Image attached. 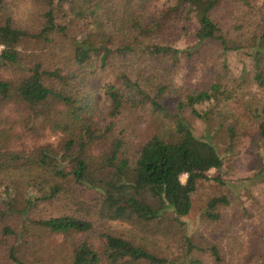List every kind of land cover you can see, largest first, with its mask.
<instances>
[{
	"label": "trees",
	"instance_id": "obj_1",
	"mask_svg": "<svg viewBox=\"0 0 264 264\" xmlns=\"http://www.w3.org/2000/svg\"><path fill=\"white\" fill-rule=\"evenodd\" d=\"M40 1L45 9L40 14V28L34 34L35 37L47 40L46 43H53V38H65L66 18L84 13L88 14L86 32L82 37L72 39V55L63 40L51 48L50 53L54 57H48L50 60H57L61 53L65 56L62 60L70 62V67L64 74L59 73L60 69L57 68L42 70L38 69L39 65H34L30 72L22 69L15 77H0V171L29 170L33 173L30 183L37 191H42L46 184L52 182L51 196L57 191V180L70 176L74 182L84 184L100 194L94 213L100 222L118 220L131 226H139L168 212L174 221L181 223L180 217L189 211L190 194L195 190L196 182L210 179L207 172L219 169L222 165L221 157L209 141L211 131L221 128L229 138L236 135L238 119L230 111L221 112L219 108V104L227 100L232 91L221 89L220 82L216 81L206 88L186 93L176 101L173 116L166 121L170 122V126H166V122L157 125V134H151L135 149L124 144L119 131L107 149H99L93 153L91 149L102 138L105 141L109 128L104 131L91 125L92 118L89 115L95 114L94 102L84 90L82 93L76 91L80 85L74 78L93 75L95 70L103 68L109 57L114 55L122 59L120 64L125 68L130 59L143 61L136 68L134 79L120 71L117 76L119 86L104 84L103 93L108 102L106 113L116 118L121 114L123 105L129 101L133 106L147 105L150 112L161 115L166 113L162 100L167 86L157 82L149 93L143 89L139 80L142 78L146 81L142 73L147 61L153 63L164 57L176 58L179 51L186 50H179L167 43H156L150 38L131 44L128 41L120 43L119 40L112 43V33L105 28L98 12L102 0ZM217 1L175 0L173 5L160 12L155 24L157 33L162 31L168 15L177 18L180 16V9L184 8L185 16L190 13L196 21V42L216 40L222 52L247 49L253 82L258 87H263L264 13L249 24L250 27L241 29L234 37H226L209 16ZM263 4L264 0L261 5ZM239 28L241 26L236 27ZM151 29L152 27H137L140 35L148 33L149 36ZM48 33L52 34L49 40ZM24 36L27 33L13 24L6 0H0V64L18 66L21 57L18 44ZM54 49L58 50L59 55ZM147 56L149 58L145 61ZM201 103L206 105L205 108L197 110L195 105ZM184 107L189 108L190 115L202 120L206 128L203 136L193 133L191 124L182 115ZM253 115L261 117L260 111L255 108ZM258 129L259 139L264 141V121L259 123ZM44 132L61 136L58 150H52L47 145L17 148L16 142L20 137H38ZM65 162L71 164L66 171L63 169ZM181 174L185 175L184 182L179 179ZM253 176H263L258 179L264 180V167ZM211 179L221 183L217 176ZM219 203H227L225 196L209 198L206 207L212 210ZM5 206L8 209V203ZM0 213V250L6 252L11 263L35 264L37 261L45 264L46 260L42 258V240L31 245H20L22 225L18 232L14 231L2 219L3 209ZM206 216L216 219L218 214L207 211ZM35 223L48 234L60 235L66 239L67 246H63V251L68 256H58L55 248H51L47 253L50 264H121V260H126L123 258L165 262L130 241L105 232L99 234L104 248L102 253L107 262L103 261L92 243L85 239L72 240L74 236L92 229L90 219L63 214ZM189 248L194 247L190 244ZM208 248L218 260V248L215 245Z\"/></svg>",
	"mask_w": 264,
	"mask_h": 264
},
{
	"label": "rangeland",
	"instance_id": "obj_2",
	"mask_svg": "<svg viewBox=\"0 0 264 264\" xmlns=\"http://www.w3.org/2000/svg\"><path fill=\"white\" fill-rule=\"evenodd\" d=\"M262 1L218 0L209 16L218 24L224 36L234 37L241 29L250 27L249 24L264 13ZM6 3L13 24L22 28L27 36L22 37L18 44L21 56L18 66L0 64V77H15L22 69L30 72L34 65H39L38 69L42 70L57 68L60 69L59 73L64 74L70 67V62L63 61L65 56L61 53L59 55L55 49L54 52L59 55L58 61L50 60L48 57H54L50 50L53 45L63 40L70 53L72 39H78L86 32L85 22L88 14L66 18V37L53 38V43H46L47 40L34 36L40 28V14L45 9L43 3L40 0H6ZM174 3L175 0H102L99 5L98 12L104 26L112 33V43L119 40L120 43L128 41L131 44L150 38L156 43H167L186 51H179L176 58L164 57L154 60L153 63L147 61L146 69L142 73L146 81L142 78L139 80L143 89L149 93L157 82L167 86L162 100L166 113L161 115L150 112L147 105L133 106L129 101L123 105L121 114L116 118L106 113L108 102L103 93L104 84L113 83L119 86L117 76L120 71L134 79L135 70L137 71L136 68L140 67L143 61L130 59L125 68L120 64L122 59L114 55L109 57L103 68L95 70L93 75L74 78L80 85L76 91L82 93L84 90L94 102L95 114L89 115L92 118L91 125L98 130L106 131L109 128L105 141L102 138L91 150L95 153L99 149H107L119 131L125 145L131 148L138 146L151 134H157V125L172 118L178 99L186 93L206 88L218 81L221 89L232 91L231 96L219 104L220 111H230L238 119L236 135L233 138H229L221 128L211 131L209 138L221 157L222 165L219 169H210L207 175L211 178L219 177L221 183L211 178L198 180L195 190L190 194L189 211L180 217L181 223L174 221L172 215L167 212L147 223L131 226L118 220H97L94 213L100 194L84 184L74 182L70 176L57 180V191L51 196L52 182L46 184L39 192L30 183L33 174L31 171L2 170V219L17 232L22 225L20 245H31L42 240V258L46 260L45 264H50L47 253L51 248H55L58 256L67 257L68 254L63 251L67 242L60 235L52 236L43 231L35 222L63 214L76 215L92 221V229L89 232L78 234L72 240L85 239L92 243L103 261L106 258L102 253L104 248L100 243L99 234L105 232L126 239L155 257L165 260L157 262L123 258L126 260H121V264H264V180L258 179L263 176H253L264 167V141L259 139L258 133V125L264 121V86L258 87L253 82L247 49L222 52L216 40L197 43L196 21L190 13L185 16L184 8L180 9V16L177 18L168 15L162 31L157 33L155 24L160 12ZM139 26L152 27L149 36L148 33L140 35V30L137 31ZM237 26L241 28L236 29ZM47 38L51 39L52 34L48 33ZM66 57L70 58L69 55ZM148 58L149 56L145 57V61ZM205 106L201 103L196 104L195 108L202 110ZM254 108L260 111V118L253 115ZM86 115L88 116V113ZM182 115L189 121L196 136L205 134L206 128L202 120L190 115L189 108L184 107ZM166 126H170V122H166ZM16 143L18 149L23 146L28 149L47 145L52 150H58L61 136L49 132H44L38 137L24 135ZM70 165L69 162L63 163L64 171L68 170ZM179 179L184 182L185 175L181 174ZM213 196H225L227 203H219L209 210L206 203ZM5 202L8 203V209ZM207 211L217 213L218 217H207ZM190 244L194 248L190 249ZM211 245L218 248V260L208 248ZM0 253V264H12L6 252L0 250ZM34 263L42 264L37 261Z\"/></svg>",
	"mask_w": 264,
	"mask_h": 264
}]
</instances>
